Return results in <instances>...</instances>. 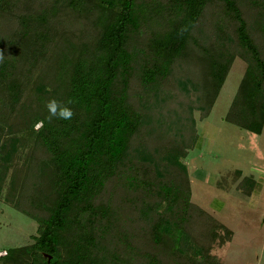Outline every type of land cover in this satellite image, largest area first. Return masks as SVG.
<instances>
[{
	"label": "trees",
	"instance_id": "1",
	"mask_svg": "<svg viewBox=\"0 0 264 264\" xmlns=\"http://www.w3.org/2000/svg\"><path fill=\"white\" fill-rule=\"evenodd\" d=\"M0 52V199L36 222L0 264H221L185 158L235 57L224 119L261 132L264 0H0Z\"/></svg>",
	"mask_w": 264,
	"mask_h": 264
},
{
	"label": "rangeland",
	"instance_id": "2",
	"mask_svg": "<svg viewBox=\"0 0 264 264\" xmlns=\"http://www.w3.org/2000/svg\"><path fill=\"white\" fill-rule=\"evenodd\" d=\"M244 69L235 57L209 114L193 111L196 133L185 158L191 200L232 231L212 247L221 264H264V124L254 134L224 119ZM248 178L254 185L246 191ZM35 232L33 219L0 199V255Z\"/></svg>",
	"mask_w": 264,
	"mask_h": 264
},
{
	"label": "clouds",
	"instance_id": "3",
	"mask_svg": "<svg viewBox=\"0 0 264 264\" xmlns=\"http://www.w3.org/2000/svg\"><path fill=\"white\" fill-rule=\"evenodd\" d=\"M2 60H3V52H0V61ZM68 103H71V101H69ZM45 107L48 110L47 120L49 122H51L53 118L60 120H71L74 116L73 110L70 107H68L67 104L55 98L49 99L46 102ZM41 126L42 123L37 124L36 130H39Z\"/></svg>",
	"mask_w": 264,
	"mask_h": 264
}]
</instances>
